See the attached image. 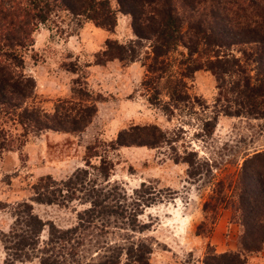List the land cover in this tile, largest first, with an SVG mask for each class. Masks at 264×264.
Instances as JSON below:
<instances>
[{
  "label": "trees",
  "instance_id": "16d2710c",
  "mask_svg": "<svg viewBox=\"0 0 264 264\" xmlns=\"http://www.w3.org/2000/svg\"><path fill=\"white\" fill-rule=\"evenodd\" d=\"M115 1L116 7L113 0H0V114L18 118L24 130L21 137L43 130L82 133L98 111L89 98L91 92L79 79L75 81L79 87L72 90L83 97L79 101L60 99L53 112L25 105L36 88V79L25 72V55L34 47L40 27L50 25L62 33L72 29V35L74 29L91 23L114 32L119 15L129 17L137 39L123 44L106 38V48L95 55L96 62L118 58L130 64L139 59L137 47L149 42L151 52L144 63L142 85L149 91L152 105L172 112L171 107L190 98L186 79L207 69L223 80L229 78L232 97L227 98L230 105L222 109L224 114L246 112L264 117V0ZM180 48L186 52L174 71L171 54ZM234 48L240 57L233 53ZM164 91L169 101H164ZM216 116L205 121L204 130L213 132ZM3 139L8 146L15 142L6 135ZM24 141L18 145L24 146ZM167 142L158 125H133L109 142L98 140L88 146L85 166L67 178L57 180L49 174L39 178L31 185V196L14 204V222L8 232L1 233L4 264H151L152 243L138 236L148 231L150 222L140 217L161 196L146 182L129 191L112 181L115 161L109 152ZM186 161L191 165L192 161ZM236 195L242 227L239 249L208 251L204 264H246L248 255L264 249V150L244 160ZM220 200L224 202L225 197ZM34 203L73 206L76 221L68 227L57 226L43 219ZM210 206L207 203L206 210Z\"/></svg>",
  "mask_w": 264,
  "mask_h": 264
},
{
  "label": "rangeland",
  "instance_id": "374dc122",
  "mask_svg": "<svg viewBox=\"0 0 264 264\" xmlns=\"http://www.w3.org/2000/svg\"><path fill=\"white\" fill-rule=\"evenodd\" d=\"M112 5L117 6L115 0ZM96 29L90 23L70 35L72 29L62 33L53 26H42L35 34L34 47L25 55V72L36 79L34 95L25 105L53 112L60 99L79 101L77 98L83 97L72 93L79 87L75 82L79 79L98 107L84 132L52 138L48 130H43L24 138L18 118L0 114V132L4 131L0 135V264L6 257L1 233L10 230L15 219L13 206L31 196V185L48 174L57 180L67 178L85 166L88 146L98 140L109 142L133 125L156 124L169 139L158 147L124 146L109 152L115 161L112 181L129 191L146 182L161 196L140 217L150 222L148 231L138 234L152 243L150 263L204 264L208 251L238 250L242 232L238 180L244 160L264 150V117L246 112L241 116L224 114L222 109L230 105L227 98L232 97L228 93L229 78L223 80L207 69L186 79L190 98L177 108L171 107L172 112H166L162 105H152L150 93L142 85L144 63L151 52L149 42L137 47V61L125 65L118 58H107L104 64H98L95 55L106 48V38L97 37ZM108 33L109 38L123 44L137 39L123 15L118 16L115 31ZM184 52L180 48L171 54L174 71ZM233 53L241 55L237 48ZM250 70L253 75V65ZM166 92L163 99L169 101ZM215 115L218 120L214 130L207 132L205 121ZM5 135L15 139L13 146H8ZM22 140H26L25 145L19 146ZM207 203L211 206L206 210ZM34 207L43 219L57 226L68 227L76 221L73 206L34 203ZM246 264H264V249L248 255Z\"/></svg>",
  "mask_w": 264,
  "mask_h": 264
},
{
  "label": "crops",
  "instance_id": "0c3cea01",
  "mask_svg": "<svg viewBox=\"0 0 264 264\" xmlns=\"http://www.w3.org/2000/svg\"><path fill=\"white\" fill-rule=\"evenodd\" d=\"M123 16H124L127 20H129V17H128V16H126V15H123ZM96 31L98 32V33H97V37H99L100 39L108 38V36H109V35H108L109 33H108L107 31L103 30V29L98 28V29L95 30V32H96ZM60 92L64 93L65 91H63V90L60 89ZM91 123H92V122H91ZM91 123H90V124H91ZM88 127H89V126H88ZM88 127H87V128H88ZM87 128H86V129H87ZM48 133H49V134H52V135H51L52 138H54L55 136H60V134H63V132H58V131H54V130H49Z\"/></svg>",
  "mask_w": 264,
  "mask_h": 264
}]
</instances>
